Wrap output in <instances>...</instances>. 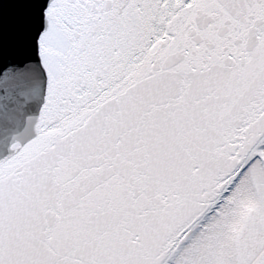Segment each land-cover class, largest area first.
I'll use <instances>...</instances> for the list:
<instances>
[{"label": "snow or ice", "instance_id": "obj_1", "mask_svg": "<svg viewBox=\"0 0 264 264\" xmlns=\"http://www.w3.org/2000/svg\"><path fill=\"white\" fill-rule=\"evenodd\" d=\"M36 44L0 264H264V0H49Z\"/></svg>", "mask_w": 264, "mask_h": 264}, {"label": "water", "instance_id": "obj_2", "mask_svg": "<svg viewBox=\"0 0 264 264\" xmlns=\"http://www.w3.org/2000/svg\"><path fill=\"white\" fill-rule=\"evenodd\" d=\"M49 0H0V74L20 64H34L39 33L44 27V10ZM38 59V57H36ZM22 144L35 132L23 128L0 136V160L12 155V137Z\"/></svg>", "mask_w": 264, "mask_h": 264}]
</instances>
